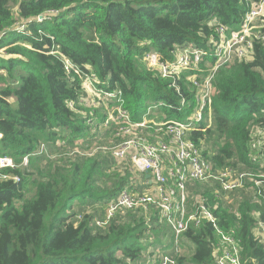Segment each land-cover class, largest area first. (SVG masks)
Returning <instances> with one entry per match:
<instances>
[{
	"label": "trees",
	"instance_id": "obj_1",
	"mask_svg": "<svg viewBox=\"0 0 264 264\" xmlns=\"http://www.w3.org/2000/svg\"><path fill=\"white\" fill-rule=\"evenodd\" d=\"M14 7L22 19L50 10L56 13L51 20L32 23L25 33L10 32L0 42L5 48L0 54V156L13 158L17 165L29 156L27 167L4 168L0 173V264H128L145 261V250L163 245L162 237L169 236L172 246L171 227L154 205L147 211H119L104 228L93 226L95 215L85 213L90 205H107L125 187L136 191L130 172L108 171L99 156L61 157L58 165L46 153L35 154L44 143L66 155L100 133L106 117L103 106L81 102V79L69 76L60 55L52 51L80 67L91 66L102 88L121 90L124 108L134 121H142L153 102L163 103L157 111L164 115L157 121H186L194 105L189 87L179 79V93L172 80L151 69L144 57L157 51L163 61H171L174 51L188 43L205 47L207 39L215 36L209 22L216 18L239 28L248 10L246 2L0 0V32L17 21ZM215 83L213 120L198 125L190 137L204 147L215 169L232 167L257 177L264 166L251 140L254 129H264V42L256 43L252 59L222 66ZM210 142L217 146L215 152L208 151ZM15 176L20 180L14 181ZM109 179L114 188L107 187ZM247 186L248 196L241 197L234 209L203 185L206 189L199 198L204 197L216 223L192 222L182 233V239L193 245L190 256L166 250L167 244L158 249L171 251L178 264H218L215 251L221 253L225 247L239 264H264L263 235L257 232L259 224L264 225V183ZM195 203L190 202L192 208ZM148 212L151 221L164 222L162 229L149 225ZM217 227L234 239L236 253L233 244L222 241Z\"/></svg>",
	"mask_w": 264,
	"mask_h": 264
},
{
	"label": "built area",
	"instance_id": "obj_2",
	"mask_svg": "<svg viewBox=\"0 0 264 264\" xmlns=\"http://www.w3.org/2000/svg\"><path fill=\"white\" fill-rule=\"evenodd\" d=\"M243 1L246 2L248 10L239 28L233 29L214 18L209 24L213 27L215 36L207 39L205 47L188 43L174 51V59L171 61H163L157 51H151L144 57L151 69L157 70L162 78L172 80L171 85L175 86L179 93L181 91L179 79L183 78L184 84L189 87L194 105L193 112L186 121H157V116L148 118L157 112L158 105L163 104L162 102L151 103L143 120L134 121L130 112L124 108L121 90L109 91L102 88L101 81L91 66L80 67L58 50L52 51L60 55L69 76H77L81 79L83 89L81 102L91 107L105 108L106 117L102 130L104 135L106 132L111 134L104 143L90 145L84 142L80 147L70 148L66 155H62L63 149L55 153L72 159L78 154L93 157L97 152H109L116 159L129 158L135 169L146 177V184L151 185L153 181L157 184L154 193L132 191L125 187L115 198L108 201L103 216L94 217L93 226L107 227L119 211L148 209L149 205H154L162 219L171 227L174 238L173 249L179 256L182 233L190 223L195 222L198 225L204 219L216 223L215 215L205 205L203 197L198 198L194 208L190 210L191 185L198 182L211 187L216 196H222L227 204L234 200L233 194L236 191L244 189L249 183L257 182L260 185L264 183V173L257 175L262 178L260 181L249 172H240L232 167L215 169L212 161L205 157L204 147L196 145L190 137L192 130L198 125L208 124L212 120V102L218 93L215 80L219 69L222 66L252 59L256 43L264 42L262 31L264 0ZM55 13L56 11L50 10L35 18L20 17L12 27L0 32V42L10 32L25 33L32 23L51 20ZM4 51L5 48H0V54ZM188 103L192 104V102ZM181 105H187L184 97L181 99ZM70 106L73 107L74 103H70ZM254 130L251 147L264 166V150L258 153L259 149H257L264 147V129ZM50 152L49 145L43 143L35 154L46 153L54 158L55 153L51 155ZM28 162V155L23 158L20 165H17L11 157L0 156V173L4 168L27 167ZM12 179L20 180L17 176ZM167 181L170 186L165 191L162 184ZM217 230L225 244L234 245L236 253L237 246L234 239L218 227ZM257 232L264 235V225L259 224ZM150 252L147 250L142 256L145 261L138 260L136 263L128 264H178L177 258L168 252H156L152 257ZM215 256L218 264H239L238 257L231 253L228 247H225L221 253L215 251Z\"/></svg>",
	"mask_w": 264,
	"mask_h": 264
},
{
	"label": "rangeland",
	"instance_id": "obj_3",
	"mask_svg": "<svg viewBox=\"0 0 264 264\" xmlns=\"http://www.w3.org/2000/svg\"><path fill=\"white\" fill-rule=\"evenodd\" d=\"M14 10H15L16 18L17 19H20V16L17 13V7H14ZM2 56L3 57H6V58H10L11 57V55H9V54H3ZM87 93H88V91H87ZM10 100H13V99H10ZM163 114H164L163 111H157L156 113L153 114V117L154 116H157L158 118H161V117H163ZM103 135H104V131L103 130L100 133L96 134L95 136L94 135H91L90 136V139H89V142L87 141V143L90 144V145L95 144V143H104V142L108 141V138L111 136V134L109 132H106L105 135L104 136ZM97 139H99V140H97ZM207 146H208V149H209L208 151L210 153L215 152L217 150V146L216 145L214 146V144L212 142H210V144L207 145ZM263 148H264L263 146L257 148V149H259L258 153L261 150H264ZM50 150H52L51 151V155L53 153H55L54 148H51ZM96 156L104 157V159H105V167L104 168H108V171L116 169L118 172L121 173V175H124L127 171L130 172L131 173V177H130L131 183L130 184H132L134 186V190H136L137 192H144L145 191V192H153L154 193V190L156 189L157 184L154 183V181H153V184H151V185L150 184H146L147 181H146V178L143 176V173L140 172V171H138L137 169H135V167L133 166V164L131 163V161L129 160V158L116 159L109 152H97L96 153ZM62 158L69 159L70 157L64 156ZM52 159H55L57 161L56 163L58 165H60L59 160L61 159V154L55 153L54 158H52ZM107 182H109V183H107V187L114 188V181H113V179L112 180L109 179V180H107ZM151 182H152V180H151ZM162 186L165 189V191H167V189L169 188L170 184L167 181L166 183L162 184ZM202 187H203V184H201V183H199L198 186L196 184V185H194L192 187V190L193 191L191 192V198H190L192 203L196 202V200L199 198V194L200 193L205 192V189L206 188H202ZM209 188H211V187H209ZM249 192H250V188L248 186H246L244 189H241V190L236 191L234 193V195H233V197L235 198V200H233L231 202H228L226 204V206H232V207H234V209H236V206H237V204L239 202L238 200L241 197L248 196ZM219 198L222 199V196L219 197ZM203 199H204V197H203ZM97 205H98V207L102 206L101 204H98V203H97ZM145 210L147 211V209H145ZM97 211H99V209H97ZM89 212L90 213H93V212H91V210H89L87 208V210L85 211V213H89ZM105 212H106V210H105ZM81 213L82 212H80L78 214V218H80L79 215H82ZM151 213L152 212H148L147 213L148 215H146V213H145V217H147V221L149 222V225H152L154 227H157L159 229H162V227L164 226V222L163 221H160L158 223H155L154 221H151V219L149 218V217H151ZM189 213L191 214L193 212H189ZM121 214L123 215L124 213H121ZM127 218L126 219L125 218H118V219H123V221H128ZM165 226H166V224H165ZM165 231L169 233V230H167V227H165ZM263 237H264V235H263ZM261 239H262V241L264 240L263 238H261ZM162 241L165 242V243L163 245H159V246H164L166 244H167L166 246H168V245H170L171 238L169 236H168V239L162 237ZM157 245L158 244H156L155 246L154 245H151V246H149L147 248V250L154 251V252H162V251H164L163 248L158 249L159 246H157ZM181 245H183V244H181ZM172 248H173V245L171 246L170 250ZM188 249H190L189 246L186 247V249L184 251L185 254L187 253ZM147 250H145V251H147ZM167 252H171V251H167ZM181 253L183 254V252H181ZM150 257H152V254L150 255Z\"/></svg>",
	"mask_w": 264,
	"mask_h": 264
},
{
	"label": "crops",
	"instance_id": "obj_4",
	"mask_svg": "<svg viewBox=\"0 0 264 264\" xmlns=\"http://www.w3.org/2000/svg\"><path fill=\"white\" fill-rule=\"evenodd\" d=\"M146 178V177H145ZM148 179V178H147ZM150 179V178H149ZM191 202V201H190ZM190 204V203H189ZM106 207H107V205H102V206H100V207H98V205L97 204H95V205H90V206H88V209L89 210H91V212H93V214L95 215V217L96 216H98V215H101V216H103L104 214H105V210H106ZM97 209H99V211H97ZM190 210H192V206H191V204H190ZM90 213V212H89ZM171 232H172V230H171ZM264 238V237H263ZM173 242V241H172ZM182 243H183V245H182V251L181 252H183V254L182 255H186V256H190L191 254H192V250H193V245L191 244V243H189L188 241H184V239H182ZM185 243V244H184ZM187 246H189L190 247V249H188V251H187V253L185 254L184 253V251H185V249H186V247ZM170 248H171V245H169L167 248H165L166 250H170Z\"/></svg>",
	"mask_w": 264,
	"mask_h": 264
}]
</instances>
